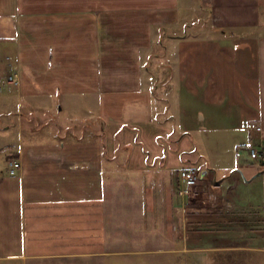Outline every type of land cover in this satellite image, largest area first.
<instances>
[{"label": "crops", "instance_id": "obj_1", "mask_svg": "<svg viewBox=\"0 0 264 264\" xmlns=\"http://www.w3.org/2000/svg\"><path fill=\"white\" fill-rule=\"evenodd\" d=\"M179 7L42 1L71 23L47 42L57 85L46 74L41 85L71 103L53 133L22 125L17 106L5 159L19 165L0 169V264H121L137 255L194 264L198 250L264 251V163L247 148L264 143V0H201L219 20L212 37L179 32ZM16 10L15 0H0V53L18 39ZM172 38L177 46L166 55ZM157 43L162 57L150 67ZM96 116L98 130L69 124ZM199 127L214 129L229 151L200 150L191 137ZM189 164L201 172L179 194L178 171Z\"/></svg>", "mask_w": 264, "mask_h": 264}, {"label": "rangeland", "instance_id": "obj_2", "mask_svg": "<svg viewBox=\"0 0 264 264\" xmlns=\"http://www.w3.org/2000/svg\"><path fill=\"white\" fill-rule=\"evenodd\" d=\"M42 1L15 0L18 39L15 38L16 41L12 40L8 43L0 53V60L3 62V64H0V83H2L3 87L2 90L0 89V169H4L5 164L7 165L5 157L10 152V143L14 142L19 130V128H16L18 124L12 125L16 121L18 108L21 110L22 125L33 124L35 128H40L41 130L46 127L53 133V131L58 130L59 123L63 120L61 115L64 116L67 113L68 103H71L70 100L63 98L62 102L57 94H48L42 88L43 85H41L42 74L50 76L44 80L48 86L55 87L57 85V66L52 69L56 65L53 59V47L48 46L47 42L51 41L55 36L57 25H63L65 22L71 23V20H67L68 15L63 14L64 11L62 9H54L50 12L47 9H43ZM106 1L108 0H98L100 3H105ZM200 2L201 0H179V17H183L186 21L178 31L183 32L186 30L188 33L212 37L211 26L219 20L212 17L210 10L200 8ZM178 24L179 22L176 25ZM159 44L157 43L156 49L154 48L151 54L145 58L150 67H153L156 61L162 57L159 53L163 51L164 47ZM174 46H177V43L172 38L166 44L165 54L169 55L173 52L172 48ZM15 69L19 73V80L13 83L7 82L6 75ZM50 70L53 71L47 73ZM176 80V78L173 79V81ZM178 86L177 83H174L172 87L176 89ZM18 105L19 107L17 108ZM58 105L63 106V108L59 109ZM80 105L78 104L77 107ZM202 109L200 105L194 106L193 115L196 125L202 122L200 119ZM74 115L77 116L79 113L75 112ZM87 116L89 115H84V117ZM68 121L66 122L68 123ZM89 123L96 130L101 126L100 119L97 116L93 121L92 119L89 121L87 118L85 121L84 119L77 120L76 123L69 121V124H74L76 129L91 127ZM8 124L9 126H5ZM191 137L198 147L201 148L200 150H205L210 154L229 151L230 149V147H227L229 144L219 143L214 129L203 131V128L199 127L192 130ZM208 252L207 254L198 250L194 253V264H264V251L252 252L239 251L237 249L233 251L232 247H226L221 249L211 248L208 249ZM137 257V261L128 259V262L121 264H149L147 262L143 263L141 256L137 255ZM145 259L147 260L148 257L145 256Z\"/></svg>", "mask_w": 264, "mask_h": 264}, {"label": "built area", "instance_id": "obj_3", "mask_svg": "<svg viewBox=\"0 0 264 264\" xmlns=\"http://www.w3.org/2000/svg\"><path fill=\"white\" fill-rule=\"evenodd\" d=\"M8 81H16L15 72L11 71L6 75ZM256 128L260 127V124L254 123ZM248 153L251 157L257 158L264 163V143L261 144H249ZM8 169L13 172L19 165V160L16 158H9L7 160ZM200 167L195 164H189L179 168L178 175L180 184L177 186V192L179 194H189L192 187L195 185L198 176L200 175Z\"/></svg>", "mask_w": 264, "mask_h": 264}, {"label": "bare ground", "instance_id": "obj_4", "mask_svg": "<svg viewBox=\"0 0 264 264\" xmlns=\"http://www.w3.org/2000/svg\"><path fill=\"white\" fill-rule=\"evenodd\" d=\"M15 74H16V76H17V73H16V72H15ZM6 81H7V82H12V83H13V82H16V81H8L7 79H6Z\"/></svg>", "mask_w": 264, "mask_h": 264}, {"label": "trees", "instance_id": "obj_5", "mask_svg": "<svg viewBox=\"0 0 264 264\" xmlns=\"http://www.w3.org/2000/svg\"><path fill=\"white\" fill-rule=\"evenodd\" d=\"M0 67H1V65H0Z\"/></svg>", "mask_w": 264, "mask_h": 264}]
</instances>
